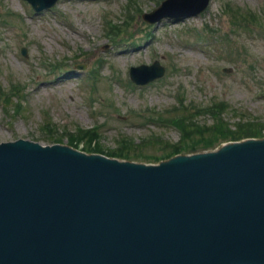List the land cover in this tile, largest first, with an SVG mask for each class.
Instances as JSON below:
<instances>
[{
  "label": "rangeland",
  "instance_id": "1",
  "mask_svg": "<svg viewBox=\"0 0 264 264\" xmlns=\"http://www.w3.org/2000/svg\"><path fill=\"white\" fill-rule=\"evenodd\" d=\"M160 1L59 0L36 13L26 0H0V140L68 143V130L78 134L77 127L99 123V131L76 137L80 147L71 149L93 158L94 152L81 148L129 157L96 158L160 163L167 150L153 136L172 143L180 138L161 116L176 115L175 106L221 100V109L228 108L224 119L201 115L191 137L224 126L242 130L240 118L258 119L247 131L264 130V0H211L198 15L148 24L141 14ZM108 21L122 31L107 34ZM154 60L165 74L136 85L130 67ZM48 63H61L68 72L53 71ZM225 66L232 70L224 72ZM13 82L29 86L3 102ZM130 136L136 148L119 145L118 139Z\"/></svg>",
  "mask_w": 264,
  "mask_h": 264
},
{
  "label": "water",
  "instance_id": "2",
  "mask_svg": "<svg viewBox=\"0 0 264 264\" xmlns=\"http://www.w3.org/2000/svg\"><path fill=\"white\" fill-rule=\"evenodd\" d=\"M30 1L37 10L56 2ZM178 1L189 9L154 16ZM208 2L165 0L144 18L196 14ZM163 73L158 61L131 68L138 83ZM0 143V264H264V144L142 168L83 157L69 143ZM222 146L160 163L110 160L178 163Z\"/></svg>",
  "mask_w": 264,
  "mask_h": 264
},
{
  "label": "trees",
  "instance_id": "3",
  "mask_svg": "<svg viewBox=\"0 0 264 264\" xmlns=\"http://www.w3.org/2000/svg\"><path fill=\"white\" fill-rule=\"evenodd\" d=\"M193 125H195V124H193ZM191 127V126H190ZM190 127H188L187 125H184V130L186 131V133L190 136L189 138H188V140H190V141H192V139H196L197 141H198V143H203L204 145H212L215 141H217L218 139H220V138H226V137H236V133L235 132H233V131H231L229 128H228V126H224V127H220V128H218L213 134H211V135H213V136H211V137H207V136H200V137H197V138H193V137H191V133H190ZM197 133H198V131H196ZM201 132H202V130H201ZM257 134H261V131H260V129L258 130V132H257ZM128 147H133V149L134 148H136L137 146L134 144H129V146ZM183 146H181V145H178V146H175V149L176 150H179V149H181ZM123 151H125V150H123Z\"/></svg>",
  "mask_w": 264,
  "mask_h": 264
}]
</instances>
